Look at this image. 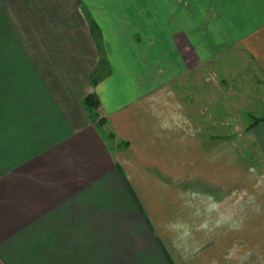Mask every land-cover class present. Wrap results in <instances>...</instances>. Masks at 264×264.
<instances>
[{
	"label": "crops",
	"instance_id": "0c3cea01",
	"mask_svg": "<svg viewBox=\"0 0 264 264\" xmlns=\"http://www.w3.org/2000/svg\"><path fill=\"white\" fill-rule=\"evenodd\" d=\"M142 1L0 0V264H264V121L259 164L190 131L170 85L178 48L204 62L241 44L264 67V0H216L209 23L192 0L183 27ZM91 27L110 69L95 87Z\"/></svg>",
	"mask_w": 264,
	"mask_h": 264
},
{
	"label": "rangeland",
	"instance_id": "374dc122",
	"mask_svg": "<svg viewBox=\"0 0 264 264\" xmlns=\"http://www.w3.org/2000/svg\"><path fill=\"white\" fill-rule=\"evenodd\" d=\"M149 2V0L142 1L144 12ZM159 2L164 8H169L171 12L169 19H174L175 25L179 27H183L182 16L178 14L181 8L185 7L187 10L188 19L196 18L192 11V0H161ZM206 2L204 18L209 23L212 16L220 15V11L215 9V5L210 4L217 2L216 0ZM114 3L115 1H112V8H115ZM131 17H123L114 12L110 19L114 24L118 25L120 22L130 27L131 30H129L132 32L133 27L136 26L133 25ZM165 19L166 15L159 16L161 23ZM93 29L99 52L100 48L103 49L101 34L96 27ZM180 49L179 58H182V62L187 65L182 72L186 74L173 84H169L186 115L185 120L190 123V131L194 134L229 137L235 142L241 157H250L260 164L257 157L259 151L251 142L250 130L251 125L256 121H264V67L253 63L250 53L244 50L241 44L224 49L219 55H216V52L211 58L208 55L204 62L194 59L192 52H183V48H178ZM102 70L103 74L105 69L100 67L99 71ZM96 113V120H102L100 128L104 129L107 122L100 109V103ZM109 136L112 137L110 134Z\"/></svg>",
	"mask_w": 264,
	"mask_h": 264
},
{
	"label": "trees",
	"instance_id": "16d2710c",
	"mask_svg": "<svg viewBox=\"0 0 264 264\" xmlns=\"http://www.w3.org/2000/svg\"><path fill=\"white\" fill-rule=\"evenodd\" d=\"M89 23H90V26H91L92 25L91 21ZM91 28H94V27H91ZM99 39H100V37H99ZM98 65L101 68L103 67L105 69V71L102 74L103 70L100 72L99 69L98 70L96 69L89 76V82H90V85H92V86H95L100 81V79L103 76H106V75H108L110 73L109 65H108L107 60L105 58L104 51L101 48H100V51H99ZM82 104L85 107V109H86V111L88 113V116H89L90 120L93 121V122H96L95 125L98 128H100V125H101L100 123L102 122V120H96V115H97L96 112H97V109L99 107V100H98L96 94L94 92H91L88 95H86L83 98V100H82ZM259 121L260 120L256 121V123H258ZM256 123H253L251 125V128Z\"/></svg>",
	"mask_w": 264,
	"mask_h": 264
}]
</instances>
